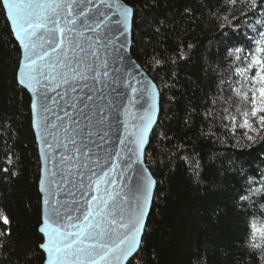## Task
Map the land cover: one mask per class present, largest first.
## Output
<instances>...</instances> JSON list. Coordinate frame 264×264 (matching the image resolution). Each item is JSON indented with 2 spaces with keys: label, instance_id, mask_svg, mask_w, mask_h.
Wrapping results in <instances>:
<instances>
[{
  "label": "trees",
  "instance_id": "trees-1",
  "mask_svg": "<svg viewBox=\"0 0 264 264\" xmlns=\"http://www.w3.org/2000/svg\"><path fill=\"white\" fill-rule=\"evenodd\" d=\"M130 2L139 9L132 54L161 94L159 121L146 151L158 195L145 229L143 259L135 264H256L242 242L245 217L236 201L250 181L264 176V127L251 104L253 95L259 104L260 85L245 69L248 61H235L234 54L237 47L241 57L255 51L264 9L254 10L250 0ZM19 55L0 12V214L9 218L8 225L0 221V264H44L38 247L41 161L31 96L14 80ZM153 56L159 65L149 66ZM193 158L202 184L192 178ZM233 161L243 171L235 170Z\"/></svg>",
  "mask_w": 264,
  "mask_h": 264
},
{
  "label": "snow or ice",
  "instance_id": "snow-or-ice-1",
  "mask_svg": "<svg viewBox=\"0 0 264 264\" xmlns=\"http://www.w3.org/2000/svg\"><path fill=\"white\" fill-rule=\"evenodd\" d=\"M250 3L264 9V0ZM138 11L130 0H0L20 48L14 80L32 95L33 128L51 178L40 189L48 207L38 229L44 264L143 259L146 220L158 195L145 164L158 91L129 54ZM257 35L255 51L241 57L237 47L234 59L247 60L245 69L260 85L252 115L264 127V31ZM151 63L161 61L153 56ZM232 165L243 171L239 162ZM190 168L199 181V162L193 158ZM236 206L245 217L246 254L264 264V222L256 218H264V176L249 182ZM0 221L9 224L6 215Z\"/></svg>",
  "mask_w": 264,
  "mask_h": 264
},
{
  "label": "water",
  "instance_id": "water-1",
  "mask_svg": "<svg viewBox=\"0 0 264 264\" xmlns=\"http://www.w3.org/2000/svg\"><path fill=\"white\" fill-rule=\"evenodd\" d=\"M134 18V17H133ZM10 24V22H9ZM11 26V25H10ZM132 32H133V21H132V24H131V33H130V36H129V41H130V48H129V54L132 56V59L137 63V64H140L136 59L135 57L133 56L132 54V51H131V48H132ZM14 35V34H13ZM15 38V37H14ZM16 40V39H15ZM18 43V42H17ZM143 72L146 74V79L147 80H150L152 83H154L156 85V88H157V91H158V98H157V105H158V110H157V113L154 117V120H155V123L152 125V128L150 130V132L148 133V137H147V144L145 145V164L146 166L148 167L147 163H146V151H147V148L149 146V143H150V139H151V135L159 121V117H160V105H161V94H160V88L159 86L157 85V83L152 79V77L149 75V73L141 66ZM26 90V89H25ZM27 92L30 94L31 96V103H32V95L31 93L27 90ZM134 112L138 111V106L137 108H134L133 109ZM32 120H33V113H32ZM34 129V128H33ZM36 135V134H35ZM36 138H37V143H38V148H39V155H40V161H41V173H40V180H39V190L41 189V185L42 183H44L45 185H47V183L50 181V177L47 173L44 172V167H45V164H46V160L45 158L43 157L42 155V151H41V144H40V141H39V138L37 137L36 135ZM48 167L51 168V164H48ZM148 170L151 172V170L149 169L148 167ZM152 173V172H151ZM154 179H156L154 176H153ZM157 188V187H156ZM52 191H56L55 188L52 189ZM40 193H41V197H42V216L44 214H46L48 212V207L46 205L43 204V199L45 198V193L41 192L40 190ZM61 198H63V194L61 193ZM155 196V195H154ZM153 202H154V198H153ZM153 206V205H152ZM151 213V210L149 212V215ZM149 215H148V218H149ZM148 218L146 220V225H147V221H148Z\"/></svg>",
  "mask_w": 264,
  "mask_h": 264
}]
</instances>
